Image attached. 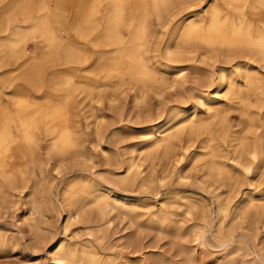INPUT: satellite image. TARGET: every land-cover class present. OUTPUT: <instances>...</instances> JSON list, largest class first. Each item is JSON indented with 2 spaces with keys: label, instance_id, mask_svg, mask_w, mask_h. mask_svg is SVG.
I'll return each mask as SVG.
<instances>
[{
  "label": "bare ground",
  "instance_id": "1",
  "mask_svg": "<svg viewBox=\"0 0 264 264\" xmlns=\"http://www.w3.org/2000/svg\"><path fill=\"white\" fill-rule=\"evenodd\" d=\"M149 95L168 98L165 112L122 146L117 104ZM191 170L216 203L203 244L211 235L226 253L213 264H234L239 239L241 263L264 264V190L254 184L264 177V0H0V208H23L29 243L49 247V264H206L184 244L178 260L145 255L130 236L109 252L94 246L111 214L135 233L147 220L197 238L173 210L204 211V200L168 185ZM54 211L66 217L59 240Z\"/></svg>",
  "mask_w": 264,
  "mask_h": 264
},
{
  "label": "rangeland",
  "instance_id": "2",
  "mask_svg": "<svg viewBox=\"0 0 264 264\" xmlns=\"http://www.w3.org/2000/svg\"><path fill=\"white\" fill-rule=\"evenodd\" d=\"M79 83L82 84L83 80L79 79ZM168 104L167 97L158 98L154 97L153 95H149L147 102L144 104L136 103L133 105L129 98H125L124 101L122 99V102L118 103L116 106V108L121 112V116L119 118L117 115H115L114 118L115 121L120 122L118 125H116V127H120L117 134L121 141V145L128 146L129 144L135 143L142 139V135L147 132L145 128L149 127L150 121L153 118L162 115L165 112ZM231 120H237V117L232 115ZM79 121L81 122V126L84 127L85 121L83 117H80ZM108 138L109 137H107V140ZM86 144L87 150L92 151V146H90L89 141ZM103 162L104 161L101 156L97 155V165L95 166V169L92 170V172L98 175L101 174V172L106 168L104 167ZM49 169L51 170L52 167H49ZM184 174L190 179L184 181H177L173 179V181L169 182L168 184L170 186L169 190L184 193L186 196L191 198H202L205 202L206 209L204 211L192 209L190 214L186 215L183 213V209H179L177 206H175L173 210L174 218L176 223L186 230L196 226L198 228L197 234H199L197 238L194 237V235L187 237L183 241H181V239L172 238L166 232L160 231L157 224L152 225L147 220L142 222L141 228H139L137 233H135L136 229L134 228L131 220L122 216L111 214V225L107 229L105 228L104 231V237H106V239L100 244H94L95 248L99 252H109V246H114L120 242L121 238L130 236L133 247L139 246L143 248V254L148 256L164 254L169 257H174V259H177L178 256L182 259L184 255L178 253V248L181 244H184L191 249H195V253L199 254L205 260L206 264H213L214 260H221L224 258L226 252L223 248L218 247L216 241L211 235L207 237L205 244H203L204 238L207 236L206 228L204 226L205 221L208 223L215 222V199L211 194L202 188L201 184L194 180V176L196 175L193 170H191V172L185 171ZM52 177H55V173H53ZM254 178V184L256 187L258 186V190H264V177ZM119 189L122 192H126L128 197H133L134 195H137V193L142 195V198L145 196L142 193L143 189L138 190L137 188L135 189L130 187H119ZM252 189L253 187L251 190ZM238 190L239 192H246L247 187H241ZM146 192L148 193V196L146 197H152V201H154V192ZM165 192L166 191L163 189H160L159 195H163ZM24 215H26V213L20 206L13 207L11 209L9 208V210L0 208V235L6 237L10 242L7 247H0V264H49L50 257L47 255L49 247L46 249L43 247L34 249L31 243H29L30 241L28 239L27 224H25V221H23ZM48 219V227H51V231L53 232L55 238L58 240L62 239L63 235L61 233V229L66 223L65 213L59 211L58 214L54 211L52 216L50 215ZM229 224V221L225 220L223 226L228 227ZM231 233L238 237L241 235L239 234L241 232L238 228H234ZM68 234L69 232L66 233L67 236ZM263 239L264 227L260 223L256 231V241L257 243H261ZM135 240L137 241V244ZM239 241L241 242L240 253L235 254L238 260L236 259L235 255H231L234 264H242L246 259L245 253L247 245L245 242L241 241V239H239Z\"/></svg>",
  "mask_w": 264,
  "mask_h": 264
}]
</instances>
